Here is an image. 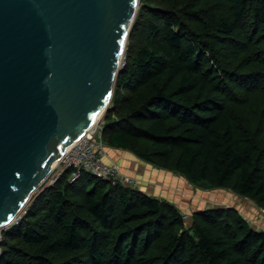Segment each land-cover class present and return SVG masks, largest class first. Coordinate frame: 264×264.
Listing matches in <instances>:
<instances>
[{"label": "trees", "instance_id": "1", "mask_svg": "<svg viewBox=\"0 0 264 264\" xmlns=\"http://www.w3.org/2000/svg\"><path fill=\"white\" fill-rule=\"evenodd\" d=\"M103 141L264 208V0H140ZM2 232L0 264H264L237 209L193 214L67 172Z\"/></svg>", "mask_w": 264, "mask_h": 264}, {"label": "water", "instance_id": "2", "mask_svg": "<svg viewBox=\"0 0 264 264\" xmlns=\"http://www.w3.org/2000/svg\"><path fill=\"white\" fill-rule=\"evenodd\" d=\"M139 4L0 0V228L107 111Z\"/></svg>", "mask_w": 264, "mask_h": 264}, {"label": "crops", "instance_id": "3", "mask_svg": "<svg viewBox=\"0 0 264 264\" xmlns=\"http://www.w3.org/2000/svg\"><path fill=\"white\" fill-rule=\"evenodd\" d=\"M104 151L105 162L117 163L124 174L132 177L136 181V183L128 185L157 199H165L174 203L183 213L185 212L184 210H187L186 212L188 213L194 211L193 207H190L194 204V197L192 199L190 188L187 187L182 175L158 168L141 160L134 153L127 150L105 146ZM210 190H214L215 193L217 192L218 204L212 205L210 201H207L206 204L199 207V210L233 207L255 228L264 230V224L261 222L264 218V213L250 199L239 196L228 189Z\"/></svg>", "mask_w": 264, "mask_h": 264}, {"label": "built area", "instance_id": "4", "mask_svg": "<svg viewBox=\"0 0 264 264\" xmlns=\"http://www.w3.org/2000/svg\"><path fill=\"white\" fill-rule=\"evenodd\" d=\"M125 65L126 53L121 60V69ZM103 130L104 120L100 118L79 141L68 148L64 157L53 166L50 174L40 188L44 191L47 188L55 186L67 172H71V182L81 178L83 173H90L96 178L111 183L113 186L136 183L132 177L121 171L117 163H107L104 161V149L106 145L103 141ZM25 212L20 213L13 224H18ZM185 218L187 217L184 215Z\"/></svg>", "mask_w": 264, "mask_h": 264}, {"label": "rangeland", "instance_id": "5", "mask_svg": "<svg viewBox=\"0 0 264 264\" xmlns=\"http://www.w3.org/2000/svg\"><path fill=\"white\" fill-rule=\"evenodd\" d=\"M139 8H140V4H139ZM139 10V9H138ZM134 24V23H133ZM133 24H132V27H131V31H132V28H133ZM130 35H131V32H130ZM130 38V37H129ZM129 41V40H128ZM105 114V113H104ZM104 114H103V116L101 117V118H103V120H104ZM173 172V171H172ZM174 173V172H173ZM183 180V179H182ZM184 180H185V182H186V184H187V187H189L190 188V193L192 194V199H193V197H194V204H193V206H190V207H193V209H194V211L193 212H191V213H188V212H186L187 210H184V209H186V208H184L183 210L186 212V214H184L183 212V214L187 217V218H185L184 220H185V226L188 228V227H190L191 225H192V222H193V214L195 213V212H198V211H200L199 210V207L200 206H203L204 204H206V202L207 201H210L211 203H212V205L213 204H218V197H217V192L215 193V191L214 190H210V189H206V190H204V189H199V188H197V187H195L193 184H191L185 177H184ZM192 191H193V193H192ZM43 192V190H42V188H40L37 192H35L34 194H33V196H32V198H31V200L27 203V205L25 206V208H27L31 203H32V201H34L35 199H37L38 197H39V195L41 194ZM172 203V202H171ZM182 203V202H181ZM174 204V203H173ZM180 205V207H182V205L181 204H179ZM178 207V206H177ZM186 207H188V206H186ZM25 208H23V211H22V213L23 212H25L24 214H23V217H24V215L27 213V209H25ZM179 208V207H178ZM259 209L261 210V212H263L264 213V208H260L259 207ZM21 213V214H22ZM261 222L264 224V218L261 220ZM10 226H12V224L10 225ZM10 226H5V227H3V228H0V233L2 234V232H4L6 229H8ZM264 227V226H263Z\"/></svg>", "mask_w": 264, "mask_h": 264}, {"label": "bare ground", "instance_id": "6", "mask_svg": "<svg viewBox=\"0 0 264 264\" xmlns=\"http://www.w3.org/2000/svg\"><path fill=\"white\" fill-rule=\"evenodd\" d=\"M102 116H103V114L100 113V115L97 117V120H99ZM97 120H96V122H97ZM56 164H57V163H55L54 166H55Z\"/></svg>", "mask_w": 264, "mask_h": 264}]
</instances>
